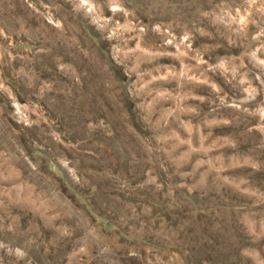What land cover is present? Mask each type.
<instances>
[{
	"label": "rangeland",
	"instance_id": "rangeland-1",
	"mask_svg": "<svg viewBox=\"0 0 264 264\" xmlns=\"http://www.w3.org/2000/svg\"><path fill=\"white\" fill-rule=\"evenodd\" d=\"M0 264H264V0H0Z\"/></svg>",
	"mask_w": 264,
	"mask_h": 264
}]
</instances>
